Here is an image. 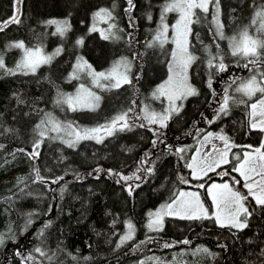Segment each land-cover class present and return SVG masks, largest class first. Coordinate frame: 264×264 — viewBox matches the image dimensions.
Listing matches in <instances>:
<instances>
[{"label":"trees","instance_id":"16d2710c","mask_svg":"<svg viewBox=\"0 0 264 264\" xmlns=\"http://www.w3.org/2000/svg\"><path fill=\"white\" fill-rule=\"evenodd\" d=\"M0 4L3 16L0 20V27H3L0 31V40L15 35L18 36L17 40L27 44L29 42L27 26H25L24 13L21 6L18 7L17 0L16 2L15 0H0ZM260 6H264V0H219V20L224 25L225 39H220L216 34L217 29L213 17L216 15L217 8L214 3H209L207 12L200 9L194 10L193 20L199 18V22L190 25L189 49L197 59L190 68V83L197 89L198 94L185 98L183 106L179 105V111L173 112L165 121V127H161L158 123L150 124L146 116L152 112L159 113L156 108L164 104L162 97L153 96L154 88L150 76L155 75L164 62L169 41L166 40L163 46L154 42L155 36L153 38L150 36L152 29L140 35L138 16L132 11H127L126 8L124 10L125 21L116 22L113 27L114 32H111L119 38L107 39L108 47L113 57L125 55V52L136 54L138 56L136 61L140 63V66L138 68L135 61L129 57L133 62L132 70H130L131 83L123 84L120 88L106 89L104 93H101L103 101L96 110L90 112L92 117L90 125L107 123L119 113L132 108L133 112L129 113V128L119 133L131 129H134L135 133L144 131L146 142L137 151L131 165L126 168H112L102 173L97 167L78 169L75 164L68 162L63 170L53 178L43 176L38 169L43 181L37 178V171H35L33 179L20 181L13 191L0 189V215L3 211L6 213L11 229V236L2 250L3 256L0 258V264H53L35 252V248L44 236V233L40 234L41 230L45 232L44 230L54 219V213L59 209V191L62 190H57L55 183L60 181L61 185H67L70 181H90L89 179H95L100 185L103 206L116 211L121 224L131 222L136 234L127 241V245L121 251L116 249L115 243L112 244L115 248L108 251L102 247L101 242L98 243V238L91 237L88 240L90 243L89 259L74 264H216L219 257L221 264H245V260L248 264L249 260H264V255H262L264 252V207L256 205L255 202L247 201L252 215L248 217V227L243 230L218 226L212 215H209L211 218L208 219L195 220L165 216L160 230L148 231L146 229V219L150 209L162 201L173 199L181 187L193 185L194 179L190 176L186 164L194 144L191 145L190 139H186L190 138L189 133L195 126H200L204 131L224 128L233 139L235 146L232 148L239 150L243 149L246 144L260 146L264 142V133L249 127L247 110L249 98L242 93L235 92V88L241 83L238 81V76L248 73L253 75L255 70L243 67L247 63L246 59L231 55L227 39L237 34L244 26L250 25L254 13ZM12 10H15V15ZM168 15L166 13L165 19ZM13 16L17 17L19 23L10 22ZM158 20L159 24L161 15ZM5 21L9 23L5 25ZM249 31L254 32L255 26L250 27ZM124 32H127L126 35ZM210 56H222L224 63L228 66L227 70L217 72L214 68L210 69L208 67ZM73 62L71 71L77 66V63ZM155 62L160 65L158 71L153 70ZM48 67L51 73L45 74L40 73L39 67L34 73L21 72L16 70V67L12 69L11 74L6 71L7 68L0 69V87L6 76L27 75L40 88L46 99L45 115L49 113V116L46 115L45 119L53 117L61 123L75 121L79 124L76 118L78 110L73 111L64 102L67 94L65 91L67 79L73 78L71 71L67 75L60 76L53 65L48 64ZM263 70L264 68L259 69L257 73ZM210 76L211 88L208 86ZM233 80L235 83H232ZM225 89L237 102L230 101L227 114L221 113L217 118V110L221 106ZM107 98L114 99L111 112L103 111L102 106ZM241 100L244 103H240ZM137 103H142L144 108H139ZM145 106L149 109L146 110ZM12 113L16 112L12 111ZM209 121L212 122L209 123ZM28 135L31 143L36 141L38 136L31 126L28 129ZM133 137L134 135L129 139ZM38 139H40L41 148L43 147L45 151L51 146V142H56L50 134L44 137L40 135ZM47 139L49 142H46ZM126 141L129 140L126 139ZM153 141H155V146H153ZM0 145H3L0 147V162L13 154V151L18 150L13 143L0 142ZM180 145L189 148L178 152L176 148ZM187 175H189V181L186 179L187 183L182 182V176ZM123 176H129L131 179L123 180ZM129 188H131V194ZM27 191L44 192L47 195L46 207L42 213L25 215L17 210L18 194ZM201 191L203 197L207 199L204 188ZM29 219L32 221L31 224L27 223ZM46 224L48 226L45 228ZM81 225L86 228L87 232L89 225L85 221L73 225L71 231L76 229L80 231ZM75 237L78 245L84 243V234L79 232V236ZM185 240L189 243H183ZM166 244L171 246L165 247ZM10 249H19L18 258L10 252ZM203 249H208V251L205 252ZM29 255L33 258L26 259Z\"/></svg>","mask_w":264,"mask_h":264},{"label":"rangeland","instance_id":"374dc122","mask_svg":"<svg viewBox=\"0 0 264 264\" xmlns=\"http://www.w3.org/2000/svg\"><path fill=\"white\" fill-rule=\"evenodd\" d=\"M132 2L134 7L131 11L138 16L139 34L142 35L146 33L148 29H152L150 36L153 38L161 28V22L158 24V18L159 15H161L166 0H132ZM20 6L24 13L23 19L25 26H27L29 39V42L24 44L28 45L25 48L33 52L39 49L38 54L40 56H53L58 48L62 49L58 55L53 56L49 63H43L38 66L40 68V73H51V69L48 67V64H51L55 67L60 76L67 75L71 71L70 69L72 63H74L73 61L78 63V59L76 58H83V61H87V64L91 65V69L96 72L111 69L114 62L121 60V58H126V60L130 62V70H132L133 63L131 59L135 61V65L139 68L140 63L136 61L138 60L136 54L125 52V55L122 54L113 57L108 47L109 43L106 39H103L101 35L102 32L107 35L114 32L113 27H110V25H114L118 21H125L124 10L129 7L128 0H21ZM100 8L110 9L112 11V18L107 19L103 16L94 17L93 14ZM12 11L13 15H15V10ZM167 14L169 15L168 17L166 16L167 18L164 20V23L168 25L166 33L167 40L169 41L167 43L168 48L161 66L157 62L153 65L154 71H158L160 66L159 71L155 75L150 76L154 91L159 85L167 81L170 75L173 76V84L171 87L178 88V77L175 76L176 69L174 67L173 72H170L169 65H175L172 53L174 50L178 51V49L174 42L176 30L173 26L180 20L181 12L176 10L168 12ZM149 16H151V19H149ZM1 19H3V16L0 4V20ZM49 20H67L71 27L64 35H60L56 31L55 24L47 23ZM93 25L96 30L90 31ZM126 33L127 32H124L125 35ZM17 38L18 36L14 35L13 37L0 40V54L3 56L5 68L7 69H14L26 54L25 49L10 47L12 43L19 41ZM81 38H83V44H77V40ZM187 41L188 50L190 52L189 35ZM20 50H22V52ZM191 66L192 64L187 69L189 84H191ZM249 68L253 71L255 70L253 74H257L259 69L264 68V63L260 64L259 69L254 65H249ZM130 70L128 71V75L131 79ZM20 71L31 72L28 69H21ZM120 71H124L123 67H121ZM89 72L90 69L86 66L80 68L76 66L74 70L71 71V76L73 78L67 79V86L65 89L67 94L65 98L68 95L76 96L80 92V86L83 84L84 88L90 89L101 97L100 106L103 101L101 93H104L106 89L96 87ZM261 72H264V70ZM251 75L252 74L249 73L244 76L239 75L238 81L242 83ZM102 82L108 83V81ZM224 95L225 90L223 91V98ZM156 96L162 97L164 102L160 108H156V110L159 111L157 114H164L166 110L170 108L172 102L169 101L167 95L157 94ZM260 97L261 94L259 93L253 99L252 97H248V114L251 111L250 105L255 103ZM184 100L185 98L176 100L175 105L181 106L182 103L184 104ZM46 104V99L40 88L35 85L27 75H9L4 78L0 87V142L7 144L13 143L18 147V150L13 151V154L0 162V189L13 191L20 181L33 179L34 173L38 169L43 176L53 178L63 170L68 162L75 164L78 169L97 167L102 173L108 172L112 168H126L131 165L137 151L146 142L144 131H137L135 133V130L131 129L120 134L118 126L117 130L111 135L112 138L108 140L109 136L105 137L102 141V145L94 143L95 139H84L82 144H80L81 140L76 141L75 133L77 131H81L82 133L84 128H94L106 123L90 125L92 122L90 112L92 110L79 106L76 108L78 110L76 118L79 119L81 125L77 124V126L74 123L75 121L61 123L53 117H47V119H45L46 115L49 116V113L45 115V110L47 108ZM66 104L72 109L68 103ZM113 105L114 99L107 98L102 106L103 111L111 112ZM137 106L139 108H144L142 103H137ZM12 111L16 113L13 114ZM42 121L43 123H41ZM248 122L250 123V116ZM37 125H40V127L38 128ZM55 125H59V131L53 130ZM30 126L33 132L38 134L36 141L32 143L28 135ZM41 132H43L45 136L50 133L56 142H51V146L48 147L46 151L43 150V147L41 148L40 145L37 151L41 148V153L38 151L39 155L32 158L29 156V153L33 152L34 144L39 142L38 138ZM209 133L213 135L209 136ZM217 134L228 136L230 142L234 144L228 132L221 127L216 130L204 131L200 126H195L189 133L190 138L186 140L190 139V144L194 145L187 164L194 163V167L197 168V173L201 178H193V170L187 167L190 176L194 179L192 181L193 185L181 187L176 194L178 195L180 191L199 193L200 200L203 202L204 207L208 209L209 215L218 211L208 193V189L213 183H228L234 190L248 195V189L243 186L245 183L244 178L240 176L238 172L233 171V168L238 166L239 160L243 159L245 152H252L253 149L259 147L258 145H251L252 147L249 148L247 147L249 145L246 144L244 148L240 150L238 148H231L228 154L230 162L218 168L213 164L214 171H208L205 176L199 171V168H206L207 164H212L213 161L219 158L217 149L221 151L224 149V143L218 138ZM133 135L134 137L129 139ZM126 139L129 141H126ZM67 141H74L75 146L69 147ZM46 142H49V139H47ZM187 147L188 146L180 145L176 150L181 148L186 149ZM70 149L75 150L71 151ZM193 157L196 158L195 162H193ZM257 171H259V168H257ZM225 172L227 175L222 174ZM252 175L255 180H260L259 176ZM188 177L189 175L182 176L184 180L187 179V181H189ZM89 180L90 181L78 182L70 181L67 185H61L59 183L60 181L57 184L55 183L56 189L62 190L59 191V209L54 213V219L51 220L50 225L44 230L45 232H43L44 236L42 240L36 244V248L40 247L45 253V255L39 254L53 264H74L84 259H89L90 243L88 240H90L91 237L98 238V243L101 242L102 247L108 251L115 248V245L112 247L113 243L116 244V249L119 251L123 250V247L127 245L126 241L120 247H117V245L120 244L121 236L128 232V222L121 224L118 216L119 214L113 209H108L103 206L102 189L100 185L95 179ZM235 181H239V183ZM200 184H204V194L207 199L203 197L201 191L203 188L199 187ZM171 200L162 201L149 210L146 219V229L148 231H155L147 227L150 219H153V217L149 216V213L156 212L162 204L171 202ZM247 201L255 202L252 196H248ZM247 201H245V204L248 207ZM46 203L47 195L44 192L32 193L27 191L18 194L16 208L21 214H38L44 211ZM221 207L223 209L221 218L224 219L228 213V209L223 208V206ZM173 216L180 218V216ZM212 216L214 217L215 223L220 226L215 216ZM81 221L88 223L89 228L87 232L83 225L80 226V231H78V229L71 231L73 225H77ZM91 225L92 229H90ZM10 231L9 221L6 213L3 211L0 215V235L4 237V242L0 244V258L3 256L2 250L7 245V240L11 236ZM79 232L84 234V243L81 245L77 244L78 241L75 237L79 236ZM134 234H136V230ZM10 252L18 258L19 255H17V252H19V249H10ZM49 257H51V259H49ZM220 260L221 258L219 257L215 263L221 264ZM245 264H247V260H245ZM248 264H264V260L253 259L249 260Z\"/></svg>","mask_w":264,"mask_h":264},{"label":"snow or ice","instance_id":"6c2138e0","mask_svg":"<svg viewBox=\"0 0 264 264\" xmlns=\"http://www.w3.org/2000/svg\"><path fill=\"white\" fill-rule=\"evenodd\" d=\"M20 2L21 0H17V3ZM209 3H214L217 8L216 15L213 17L217 29L216 34L220 37V39H225L223 32L224 25L219 20V0H166L165 4L163 5L161 12V28L154 37V42L159 43L160 46H163L167 40L166 33L168 30V25L164 23L166 13L176 10L181 12L180 20H178L177 24L173 26L176 30V38L174 42L176 43L178 49V51L174 50L172 53V56L175 60V65H169L170 72H173L174 67L176 69L175 76L178 77V88L171 87L173 84V76L170 75L169 79L163 84L159 85L153 92V96H156L157 94L167 95L169 101L172 103L170 108L166 110L164 114H157L155 112L149 113L146 116V119H148L150 124L158 123L161 125V127H165V121L170 118V115L173 112L179 111V106L175 105V101L187 98V96L198 94L197 89L188 83L187 78L188 67L197 59V57L188 50L187 37L191 33L190 25L194 22H199V18H197L195 21L193 20V17L195 16L194 10L200 9L204 12H207ZM128 5L129 7L127 11L130 12L134 7L132 0H128ZM93 16H103L104 18L110 19L112 18V11L107 8H100L93 14ZM149 19H151V16H149ZM10 22L19 23V20L16 16H13ZM4 23L6 25L9 23V21H5ZM47 23L55 24L56 31L60 35H64V33L71 27L67 20H49ZM252 26H255L254 32L249 31V28ZM110 27L115 26L110 25ZM2 30L3 27H0V31ZM95 30V26L93 25L90 31ZM101 35L102 38L106 40L110 38H119L115 33L106 35L102 32ZM227 39L229 40L231 55L234 57L240 56L247 60V63H245L243 67L248 68L249 64H251L259 69L260 64L264 63V6H260L254 13L250 25L244 26L237 34L228 37ZM77 44H83V38L77 40ZM10 47L25 49L23 41L14 42L10 45ZM61 51L62 49L58 48L53 56L58 55ZM25 53V56L17 64L16 70L28 69L34 73L40 64L49 63L53 58V56H40L38 54L39 49L35 50V52L25 49ZM84 66L90 69L89 75L92 76L93 83L98 88H120L123 84L131 83V79L128 75V71L130 70V62H128L126 58H121V60L114 62L111 69L102 72H96L95 70H92L91 65L87 64V61H83V58H78L77 67L80 68ZM121 67H123L124 71H120ZM208 67L210 69L214 68L217 72H223L227 70L228 66L224 63L222 56H210L208 60ZM0 69H5V63L2 55H0ZM6 71L10 74L13 73L12 69H6ZM102 81H108V83H103ZM232 83H235V80H233ZM211 85L212 81L210 76L208 86L211 88ZM235 92L242 93L244 96L249 98L256 96L258 93L261 94V97L255 103L250 105L251 111L249 112V127L264 133V72H258L257 74L251 75L248 79L243 81L238 87L235 88ZM100 100L101 97L99 95L90 89L84 88V85L82 84L80 86V92L76 96H66L64 102L68 103L73 111H75L78 106L94 111L99 107ZM230 101L233 103L237 102L234 97L228 94V90L225 89L223 102L221 103L220 108L217 110V118L221 113L225 115L227 114ZM239 102L244 103L243 100ZM145 108L147 110V106H145ZM130 112H133L132 108H129L125 112L119 113L106 124L99 125L94 128H84L82 133L81 131H77L75 133L76 141L95 139L97 142H102L104 136L100 135L101 132L107 136H111L113 132L117 130L118 126L120 131L129 128L128 120L130 118ZM211 122L212 121H209V123ZM41 123H43V121ZM37 127L39 128L40 125H37ZM141 127H143V125H141ZM53 130L59 131V125H55ZM40 135L43 136L44 133L41 132ZM208 135L212 136L213 134L209 133ZM217 135L218 138L223 141L224 149L222 151L217 149L219 152V158L213 161L212 164H207L206 168H199V171L205 176L207 175L208 171H214L213 164L217 168L223 164H228L230 162L228 159V154L231 151V148L235 146L230 142V138L228 136L222 134ZM67 143L69 144V147L75 146L74 141H67ZM153 146H155V141H153ZM0 147H3V145H0ZM39 147L40 142L34 144L33 152L29 153V156L32 158L38 156L39 152L37 149ZM247 147L251 148L252 146L249 145ZM177 151L183 152L184 149L181 148ZM195 159L196 158L193 157V162H195ZM186 167L193 170V178H201V176H199L197 173V168L194 167V163H189L186 165ZM257 168H259V171H257ZM233 171L238 172L240 176L244 178L245 183L243 186L248 189V195H244L240 191L234 190L233 187L228 183H213L209 187L208 193L211 196L216 208L218 209L216 213L212 214L215 216L217 223L220 224L221 227H230L243 230L248 227V217L252 215L245 204L248 196L253 197L256 205L264 207V142H262L258 148L253 149L252 152H245L243 159L239 160L238 166L234 167ZM222 174L227 175L226 172ZM252 174L259 176L260 180H255ZM37 178L43 181V178L39 176L38 171ZM122 179L127 181L131 179V177L123 176ZM181 179L182 182L187 183L186 180L183 178ZM235 182L239 183V181ZM53 183H55V181H53ZM199 187L203 188L204 184H200ZM129 193L131 194V188H129ZM221 206L228 209V213L224 219L221 218V212L223 211ZM173 215L180 216L181 219L189 220L211 218L209 216L208 209L204 207L203 202L200 200L199 193L180 191L179 194L171 200V202L162 204L156 212L149 213V216L153 217V219H150L147 227L150 230H160L163 226L164 216ZM27 223L31 224L32 221L29 219ZM47 226L48 225L46 224L44 227L46 228ZM134 231V226L131 222H129L128 232L121 236L120 244H118L117 247H120L126 241L131 240L133 238ZM40 234H43V229L41 230ZM3 242L4 237L0 235V244H3ZM183 243L189 242L185 240ZM170 246L171 245L168 244L165 245V247ZM203 251L207 252L208 249H203ZM35 252L45 255L40 247L35 248ZM19 254L20 253L17 252V255ZM262 255H264V252H262ZM32 258L33 257L31 255L26 257V259ZM49 259H51V257H49Z\"/></svg>","mask_w":264,"mask_h":264},{"label":"flooded vegetation","instance_id":"af4514ba","mask_svg":"<svg viewBox=\"0 0 264 264\" xmlns=\"http://www.w3.org/2000/svg\"><path fill=\"white\" fill-rule=\"evenodd\" d=\"M17 4H18V7H19V6H20V3H17ZM151 83H152V82H151ZM112 109H113V107L111 108V110H112ZM78 122H80L79 119H78ZM74 123H75V122H74ZM80 123H81V122H80ZM80 123H79V124H80ZM75 124L77 125V123H75ZM80 125H81V124H80ZM77 126H78V125H77ZM49 134H50V133H49ZM100 135L104 136V138L107 137V135H105L103 132H101ZM43 137H44V135H43ZM50 137H52L51 134H50ZM110 138H112V136H111V137L109 136V137H108V140H109ZM106 139H107V138H106ZM82 141H83V140H81V142H82ZM39 142H40V139H39ZM81 142H80V143H81ZM94 143H96V144H98V145H99V144H102V142H97V140H95ZM137 153H138V152H137ZM137 153H136V154H137ZM135 157H136V155H135ZM135 157H134V159H135Z\"/></svg>","mask_w":264,"mask_h":264}]
</instances>
